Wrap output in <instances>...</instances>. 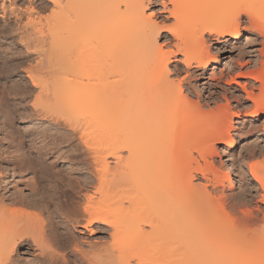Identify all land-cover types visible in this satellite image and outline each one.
Segmentation results:
<instances>
[{
    "label": "bare ground",
    "instance_id": "1",
    "mask_svg": "<svg viewBox=\"0 0 264 264\" xmlns=\"http://www.w3.org/2000/svg\"><path fill=\"white\" fill-rule=\"evenodd\" d=\"M50 1L53 9L44 22L46 30L42 24H32L39 38L46 32L50 36L46 51L63 52L64 60L55 56L56 62L63 60L61 64L53 66L47 61L45 67L65 83L55 84L53 77V84L50 76L46 82L43 72L39 75L28 69L31 83L42 95L52 92L54 96L48 99L57 101L51 98L53 104H46V100L33 103L41 105V114L30 120L33 125L60 122L66 131H50L41 125L44 139H53L34 150L27 149L28 155H35L23 158L37 176L34 182H20L30 193L15 189V197L12 193L9 201L0 199V264H132L131 259L133 264H264V210L257 214L248 208L253 202L264 205V154L247 164L250 180L256 185L247 180L238 193L225 195V182L232 186L228 165L220 170L207 157L217 153L216 142L229 150L235 145L231 130L236 113L219 105L215 110L204 109L201 99L194 100L190 89L172 77L191 67L205 74L216 60L209 54V45L236 42L242 36L241 21L245 17L263 35V49L258 51L260 67L247 72L253 82L241 85L252 102L244 121L250 124L258 119L264 112V0H167L171 7L160 0L163 11L174 19L169 25H160L152 12L146 13L151 0ZM163 30L170 35L165 37L170 39L167 47L157 40ZM178 59L184 68H174L173 73L169 63ZM210 75L212 79L216 76L214 72ZM255 89L260 93L254 95ZM234 99L240 100L235 95ZM75 138L90 164L76 162L75 171L80 176L74 173L78 177L73 176L74 180L70 172L60 174L61 168L59 174L54 173L55 159L50 163L44 159L48 154H66L67 158L68 153L79 154L78 148L66 144ZM55 140L65 143V150ZM191 149L203 158L204 166L191 164ZM244 156L239 155L235 161L246 163ZM5 167H0L5 172L0 183L15 171L8 169L9 165ZM16 185L12 189L19 188ZM79 193L84 199V218L80 222L73 215L74 207L71 219L75 225L90 230L92 224H102L109 242L117 246L115 242L121 245V241H129L133 254L115 251L124 247L113 248V243L106 241L90 244L87 247L91 250L84 251L77 242L67 240L68 235L62 240L67 228L66 234L58 231L63 234L61 239L54 229L52 233L58 240L57 249L68 250L69 255L53 250L45 237L53 235H47L51 231L45 230L46 220L43 223L36 211H47L54 205V210L46 214L51 218L56 213L62 215L61 207L63 211L65 205L74 204ZM109 200L116 210L106 207ZM57 223L62 222H53ZM29 242L37 253L30 258L26 255L27 261L18 260L17 249Z\"/></svg>",
    "mask_w": 264,
    "mask_h": 264
},
{
    "label": "rangeland",
    "instance_id": "2",
    "mask_svg": "<svg viewBox=\"0 0 264 264\" xmlns=\"http://www.w3.org/2000/svg\"><path fill=\"white\" fill-rule=\"evenodd\" d=\"M164 1H166L165 3L167 4V7H171L170 4L167 2V0H164ZM51 8L53 9V4L50 0H0V110H1L0 112V167L4 169V167L5 166L8 167V165L9 167L15 166V169H13L14 167L13 168L8 167V169L15 170L14 174L10 177V179L6 181L3 180V182L0 183V199H3V200L7 199V201L11 199L10 196L14 195L15 197V192L17 191V189L19 191H22L25 194L30 193V190L22 186L20 183L21 181H25V180L29 182V179L33 181L37 177L36 173L31 168L32 165H29L27 163L24 164L25 163L24 159L29 158V156L33 157L35 155L34 153H31V155H28L30 153L28 152L27 149L32 147V149L34 150L37 148V146L41 147V145L46 143V141L48 142L53 139V138L51 139V137L44 139L45 137L42 136V130L45 128V129H51L50 131H52V129L53 131L57 130L58 132L66 131V128H64L63 124L60 122L57 124V123H53L52 121H44L45 123L42 122V124L33 125L30 120V118L35 117L36 114H39V113L41 114V109L38 108L41 105L39 104L38 106L36 104L37 106H32V104L35 102H39V101H41V104H42V101L44 100H46V104H53L51 103L52 101L51 98L54 99V97H50V100H49L48 96H54V95H51L52 92H47L49 94H45L46 97L45 95H42L41 94L42 92L39 91L40 89H38V86H34L31 83L30 79L28 78L27 76L28 69H31V70L33 69L34 70L33 72H35V74L39 73V75L41 74V72H43L42 76L44 77V80L46 82H48L49 78L51 77L50 79L52 81L49 80V82H53L54 81L53 79L55 78L56 80L55 84L65 83L62 80L63 78H56L55 76H53V73L49 72L51 69L50 65H49L50 69L49 70L46 69L48 66L47 65L48 62H50L53 66H55V64L56 65L61 64V62L64 60L63 52H60V53L51 52L50 53L46 51L49 46L48 43L49 42L51 43V41H49L50 39H48V36H49L48 33L44 31L46 32L45 35L43 34L44 38H43V35H41L42 39L41 37L39 38L40 34L35 32L36 29L33 28L34 26L32 24L34 22H35L34 24L37 23L36 24L37 26H40V24H42L44 28L46 25L44 24V22L46 23L45 20H49L48 19L49 17L47 16L51 14V11H50L52 10ZM167 9H170V8H167ZM149 12H152L153 19H155L160 25L161 24L169 25L173 23L174 21L173 17L169 14L168 11H163L162 7L160 6V0L150 1V3L147 5V8H146V13H149ZM38 22L40 23L38 24ZM241 27H242L241 28L242 36L241 38L237 39L236 42L234 43L215 42L209 45V54L216 60L215 62L212 63L213 67H210L205 74L203 75L201 74V71H202L201 69L191 67L187 69V72H181L178 74L175 73L172 76L173 79L180 81L182 85L190 89V91L192 92L191 96L194 100L201 99V105L204 109H214L215 110L217 109V106L219 105L220 107L224 106L222 107L224 110H227L231 113L234 112V114L236 113V115L233 118V129L231 130L232 137L235 140V145L231 148V150H229L225 148L223 143L216 142L214 146L216 148L217 153L212 154V156L210 157L209 156L207 157L209 161L213 162L215 167L217 168L219 167V169L221 168L220 170H223L222 165L224 164L228 165V170L230 174L232 175V186H228V183L225 182L223 193L227 196H233L234 194L238 193L242 187L243 188L245 187V183H246L245 181L247 180L249 182L251 181V185H256L255 181L250 180L251 177L249 175L247 164L251 163V161H254V160L255 161L260 160L262 158V155L264 154L263 152L264 151V148H263L264 147V112L262 113L260 117H258V119H256L252 123L250 124L246 123L244 119L246 118V115L250 113L252 109L251 108L252 102L246 98L247 95L241 89V85H243L244 83H247L249 81L253 82V80H251L248 77L247 72L251 70L255 71L257 68L260 67L259 66L260 60H258L259 59L258 57L260 56L258 55L259 54L258 51L263 49V45H262L263 43H261L263 40V35L258 30L256 29L254 30V28H252L250 23L247 21V18L245 17H243L241 21ZM45 28L44 30H46ZM166 35H168L167 37H170L168 32L163 30L161 32V35L157 39L159 44L163 45L164 47H167L170 44V39L165 40ZM21 40L23 42H21ZM41 41L43 42L39 43ZM40 45L41 46L43 45V46L41 47ZM56 54H58L63 60L56 62L57 60L55 58ZM58 55L56 57H58ZM177 58H180V55H177ZM29 65L31 67H29ZM45 65L47 66L45 67ZM169 68L174 73V68L183 69L184 66L178 59V60L171 61L169 63ZM47 70H48V73H47ZM211 72H214L216 75L213 79L211 78V75H210ZM255 84L257 85V82ZM256 93H260L258 89L253 90V94L255 95ZM41 95L42 97H40ZM234 95L240 98L239 102H237L234 99ZM199 96H201V98H199ZM1 102L3 103L1 104ZM53 102H55V99L53 100ZM55 103H57V101ZM36 108L40 111H38ZM4 110L5 112L3 113ZM5 113L11 114L9 115L10 119H9V116H7V114ZM3 116L7 117L9 120L6 119L7 120L6 121L3 118ZM41 125H43V127L46 126L47 128L46 127L43 128ZM50 126H52L53 128ZM61 126H63V128ZM55 141L56 143L58 142V140H55ZM70 141L69 142L72 143L71 145L69 142H66V144L69 145L70 147L72 146L71 148H75V149L78 148L80 150L79 152L81 153V155L80 153L78 154V151H77V155L75 154L76 156H72L70 153H68V158L66 154H63L60 156H57L55 154L56 157L54 154L53 155L48 154L46 157L44 155L43 159L45 157L44 160L45 161L47 160L48 163L52 162L51 160L55 159L54 163L56 162L55 163L56 168L55 166L52 168V170L55 168V170H53L54 173H58L59 171L58 168L59 169L61 168V171L63 173L59 171L60 174L70 172L72 174V179H74V177L76 179L80 176V174H78V171H75L76 166L74 164H76V162L80 163V161H83L80 164H84V162L89 163L90 160L88 158L89 157L88 154L84 151L85 149L82 146H80V144H78V141L76 138ZM60 142L61 141L59 140L58 144ZM61 143L62 144H59V146L61 145L60 147L62 146L64 147V145H66L63 142ZM26 150H27V153H26ZM63 150L65 149L63 148ZM252 151L255 152V155H254L255 157L248 156L250 153H253ZM191 154H192V158L194 157L191 163L192 165H196V162L197 164L201 166L205 165L203 158H201V156H199V154H197V152L194 149H191ZM241 154L245 155L243 159V161H246V163L243 162L245 163V165L242 163L241 160L235 161L236 159L239 158V155ZM10 155H11V158L9 157ZM20 155L22 156V158L20 157ZM16 156L17 158L19 156V158L17 159ZM73 158L75 161L73 160ZM72 160L74 161V163L71 162ZM17 161L18 162L20 161L21 163L19 162L17 165ZM26 162H28V159L26 160ZM23 164L25 168L23 167ZM16 166H19L20 167L19 169L22 172L19 169H17L18 167L16 168ZM6 167L5 169H7ZM73 167H74V170H73ZM1 169H0V177H3L4 176L3 173L5 172H3L4 171L3 169L2 170ZM37 169H38V166H37ZM244 169L246 172L242 173ZM9 172H11V170H9ZM74 173L75 175L77 174L78 177H76L77 175L74 176ZM7 175H9V173ZM11 178L13 179V181L11 180ZM10 181L12 182L9 184ZM197 182H204V181L202 179H198ZM11 184L13 186L18 184L16 185V187L19 186V188L12 189L13 186ZM15 189L16 191L13 192V190ZM209 189H212V188L209 187ZM12 193L13 195H11ZM82 193H79L78 196L75 197V199H73L74 202L73 201L72 202L74 204H71L72 206L70 204L68 207L67 205H65L66 208L64 207V209L66 210L63 209V211L64 212L66 211V213H67V209H69L70 211V212L68 211L67 214L61 211L63 206L60 209V212L62 215H59V213H56L53 215L52 218L48 214L49 213L48 210L50 209V206L47 210L48 211L47 214L49 216L46 214L47 211H44V210L36 211V213L40 216V218L43 221L46 220V224H44L45 230L48 228L46 231L47 232L48 230L51 231V232L49 231L50 232L49 234L46 231L45 233H47V235H51V234L53 235V236L51 235L52 238H50V236H45L47 239V242L51 246L53 245L52 246L53 250L57 251L59 254L63 253L66 256H68L69 251L60 250V249L58 250L57 244H56V241L58 240L57 239L54 240L53 237H56L54 236V234L56 233L55 235H58V239H59L60 236H62L63 234H66L65 232L66 228L69 230L68 231L69 234L67 233L66 235H64L65 237L62 236V240L63 239L66 240L65 238L68 235L67 237L69 239L67 238V240L77 242L79 247H81V249L84 251L91 250L87 247L90 244L100 243L99 245H102L104 244L105 241L106 243H109L111 245L113 243L112 241H111L112 243L109 242L110 237L107 234L106 226L96 223L90 226V230L89 229L87 230V229L77 227L75 225L76 223L72 221L71 217H73V215L75 217H79L77 219H79L80 222L84 218V213L82 212V209H81V204L82 202H84ZM8 197H9V200H8ZM114 198H118V197H114ZM110 200L108 201L109 204L107 201L105 202L103 201V202L104 204L107 202L109 206L106 205V207H110L112 209L113 207H111L110 205ZM119 200L120 199H118V201ZM119 205H120V201L117 206ZM51 207L55 208L54 205H51ZM74 207L76 211H73L74 213L72 212L73 213L72 215L71 211L74 210ZM54 208L50 209V211L54 210ZM119 208L120 207H117V209ZM248 208L251 209L254 213L258 214L259 213L258 210H264V205L261 202H253L249 204ZM113 209H115V206ZM236 212L238 213V210ZM65 214L68 217L70 215V217L67 218ZM62 216H66L65 218L67 220L64 217H63L64 219L63 220ZM68 219H70L71 221ZM55 221H61L62 223H57V226H56L53 224V222ZM65 222H73V223H66L68 224L66 225ZM43 223H45V221ZM47 224H50L52 227L47 226ZM97 224L101 226H98ZM60 225L63 227H59ZM53 229L57 232L63 231V234L59 232L57 234V232H55ZM52 232H55V233H52ZM124 241L125 240L121 241V243L123 242L121 245H119L120 243L115 242V245L117 246H114V243H113L112 245L114 246L113 248H118V247L123 248L124 247V250L115 249V251L125 252L128 255L133 254L134 249H132L131 243L129 241H125V242ZM31 244L32 243L29 242L28 244H25L23 248L17 249L16 257L18 255V260L27 261L32 256L33 252H34L33 254L37 253V250H35V248L32 247L33 245L30 246ZM103 246H110V245H103ZM113 248L111 249L113 250ZM28 252H30L31 254ZM26 255L30 257L28 258ZM133 262H134V259H131L132 264Z\"/></svg>",
    "mask_w": 264,
    "mask_h": 264
}]
</instances>
